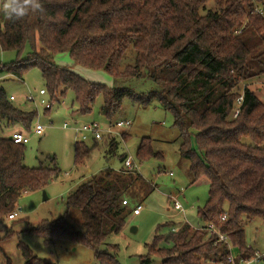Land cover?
Listing matches in <instances>:
<instances>
[{"label": "trees", "instance_id": "1", "mask_svg": "<svg viewBox=\"0 0 264 264\" xmlns=\"http://www.w3.org/2000/svg\"><path fill=\"white\" fill-rule=\"evenodd\" d=\"M212 2L211 8L207 5ZM45 11L17 22L0 21V47L15 51L18 59L0 65V76L19 80L39 70L51 102L75 95L77 112L90 114L99 97L100 113L110 122L125 99L141 106L157 103L170 112L181 135L180 155L189 162L191 183L206 178L208 200L198 209L203 225L158 227L142 263L154 257L162 264H229L235 249L237 261L250 258L244 225L264 220V102L248 82L264 74V50H252L243 37L252 30L264 46V0H42ZM136 51L135 64L119 70L125 52ZM28 49L26 58L21 55ZM68 53L74 65L102 70L119 82L114 88L86 80L55 57ZM146 72V73H144ZM146 75L158 89L138 94L123 82ZM37 111L14 104L0 88V219L12 213L23 192L43 190L60 175L54 156L46 164L27 167L25 145L2 136L4 129L20 125L29 130ZM112 155L116 139L106 143ZM75 162L81 164L91 149L75 145ZM142 141L137 156L153 152ZM154 155V154H153ZM128 157L120 159L125 163ZM112 170L81 182L67 197V213L78 209L82 230L66 216L41 221L30 233L46 245L69 242L94 251L98 264H120L105 245L111 234L126 224L129 211L120 181ZM131 171V170H129ZM127 170V172H129ZM126 201V204L123 202ZM226 214V220L221 216ZM15 221V220H13ZM217 226L229 240L218 241L208 231ZM25 264H49L22 242L18 245Z\"/></svg>", "mask_w": 264, "mask_h": 264}, {"label": "rangeland", "instance_id": "2", "mask_svg": "<svg viewBox=\"0 0 264 264\" xmlns=\"http://www.w3.org/2000/svg\"><path fill=\"white\" fill-rule=\"evenodd\" d=\"M212 5L210 2L207 9ZM6 20L0 12L2 26ZM252 33V30H247L243 35L250 48L264 50V46L258 44V39ZM27 53L28 49L21 58H26ZM135 57L136 51L130 47L119 64V70L134 65ZM17 59L15 51H3L0 47V65L12 64ZM55 63L107 88L119 84L105 71L74 65L68 53L56 56ZM248 85L264 102V74L249 81ZM123 86L138 94L158 89L157 84L146 75L123 82ZM0 88L8 96L16 97L14 104L21 109L37 111V117L29 130L16 124L4 129L2 136L10 137L14 132L21 131L30 137V142L25 145V166L38 167L42 163L46 164L47 156H54L60 169L59 177L45 189L23 192L14 210L18 213L15 221L9 220L8 216L0 219V264H25L18 247L20 242L27 245L36 257L49 264H98L91 248L61 241L46 245L42 238L31 234L30 229L41 221L66 216L71 225L82 230L79 210L71 209L67 213L66 199L81 182L108 169L112 170L113 179L120 181L123 197L128 201L126 207L129 214L122 231L111 234L101 249H106L108 244L117 246V251L110 249L109 252L116 255L120 264H145L142 261L148 254V245L156 234L167 231L166 228L157 230L167 222H173L179 227L186 222L195 228L202 227L198 209L208 200V181L201 178L191 183L189 162L181 157L179 151L182 140L180 132L174 127L172 114L157 103L144 107L125 99L122 109L110 123L100 113L102 97L98 98L92 112L87 115L77 112L78 105L72 91L59 103L51 102L48 94L41 98L39 92L45 89V84L39 70L30 71L21 80L8 75L0 76ZM30 95L35 98L34 101H27ZM42 100L47 104H42ZM121 120H130L132 124L120 129L114 124ZM92 123L99 125L102 139L97 140L94 134L89 133L84 141L82 134L75 128ZM65 124L68 128L63 127ZM37 125L44 128L43 134L34 133ZM110 129L111 134L108 132ZM109 139H116L119 143L112 155L107 152L106 143ZM142 141L149 142L154 154L144 160L137 156ZM77 142L91 149L81 164L75 162ZM122 155L132 159L131 169L125 167L120 159ZM170 198L178 201L184 211L176 210ZM134 209H138L139 214L135 215ZM244 230L247 245L264 252V220L257 218L245 223ZM148 264H162V259L154 257Z\"/></svg>", "mask_w": 264, "mask_h": 264}, {"label": "built area", "instance_id": "3", "mask_svg": "<svg viewBox=\"0 0 264 264\" xmlns=\"http://www.w3.org/2000/svg\"><path fill=\"white\" fill-rule=\"evenodd\" d=\"M39 94L41 96L43 95H47V92L45 91V89H41ZM10 99L12 101L15 100V97L14 96H10ZM35 98L33 96H28L27 97V101H34ZM42 104H47L45 100H42ZM132 124V122L130 120H121V121H117L114 125L120 129L122 128H128L130 127V125ZM64 128H68V125L65 124L63 126ZM76 131L78 133H81L82 134V139L85 141L87 140L88 136H89V133H92L94 134V137L95 139L97 140H100L102 139V135L100 134V129H99V125L96 124V123H92V124H88V125H83L81 127H76L75 128ZM44 132V128L41 126V125H37L35 127V130H34V133L35 134H38V135H41L43 134ZM109 134L112 133V129H110L109 131ZM11 140L14 142V144H21V145H27L29 142H30V137L26 134H24L23 132L21 131H16L14 132L11 136ZM125 167L131 169L132 166H133V161L130 157H128L124 163ZM172 200V203L174 205V208L178 211H184V209L182 208V206L178 203V201L176 200ZM123 204H126V201L123 202ZM134 214L137 215L139 214V210L138 209H134ZM18 217V213L13 211L12 213H10L8 215V219L9 220H16V218ZM221 221H225L226 220V214L225 215H222L221 216ZM207 229L209 232L217 235L218 237V241H223V242H226L228 245L229 244V240L227 238V236L225 234H223L221 232V230L215 226L214 224H208L207 226ZM231 247V245H230ZM228 263L229 264H263V261H264V253H258V252H255V254L250 257V258H241L237 261L236 259V256L233 254V252H231V254L229 255L228 257Z\"/></svg>", "mask_w": 264, "mask_h": 264}, {"label": "clouds", "instance_id": "4", "mask_svg": "<svg viewBox=\"0 0 264 264\" xmlns=\"http://www.w3.org/2000/svg\"><path fill=\"white\" fill-rule=\"evenodd\" d=\"M44 11L42 0H0V12L10 22L21 21Z\"/></svg>", "mask_w": 264, "mask_h": 264}, {"label": "crops", "instance_id": "5", "mask_svg": "<svg viewBox=\"0 0 264 264\" xmlns=\"http://www.w3.org/2000/svg\"><path fill=\"white\" fill-rule=\"evenodd\" d=\"M43 96H46V95H43ZM43 96L40 95L41 98H43ZM16 100H17V98L15 97V100H14V101H16ZM170 199H171V198H170ZM252 248H253V247H252ZM253 249L255 250V252H258V253H264V252H262V251L259 250V249H255V248H253ZM232 251L235 252V249L233 248ZM234 252H233V254H234ZM234 255H235V254H234Z\"/></svg>", "mask_w": 264, "mask_h": 264}, {"label": "water", "instance_id": "6", "mask_svg": "<svg viewBox=\"0 0 264 264\" xmlns=\"http://www.w3.org/2000/svg\"><path fill=\"white\" fill-rule=\"evenodd\" d=\"M11 139V137H9ZM44 194H45V191H44ZM47 198V197H46Z\"/></svg>", "mask_w": 264, "mask_h": 264}]
</instances>
